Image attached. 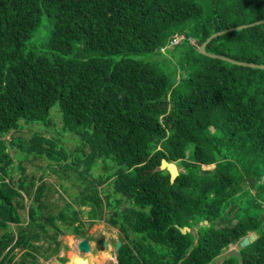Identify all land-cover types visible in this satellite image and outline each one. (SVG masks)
Wrapping results in <instances>:
<instances>
[{
	"label": "trees",
	"instance_id": "obj_1",
	"mask_svg": "<svg viewBox=\"0 0 264 264\" xmlns=\"http://www.w3.org/2000/svg\"><path fill=\"white\" fill-rule=\"evenodd\" d=\"M261 19L264 0H0V264H40L70 229L90 238L84 213L119 228L116 264H264V68L199 51ZM206 50L264 64V23ZM25 155L70 167L83 190L61 207L43 176H12Z\"/></svg>",
	"mask_w": 264,
	"mask_h": 264
},
{
	"label": "rangeland",
	"instance_id": "obj_2",
	"mask_svg": "<svg viewBox=\"0 0 264 264\" xmlns=\"http://www.w3.org/2000/svg\"><path fill=\"white\" fill-rule=\"evenodd\" d=\"M203 9H204L205 15H210L209 10L205 6H203ZM45 21L46 19H44V22ZM151 55H153L155 61H158V64L160 65H164L167 62V57L169 56V54L160 53L158 51L152 52ZM139 58L146 59L149 57L147 55H140ZM57 111H59L60 115L62 116V113L59 110V108L55 106L52 109L51 117L55 116L53 114ZM57 119H58V122L56 123V125L50 126L51 127L50 131H47L45 128H42L38 125V127H40V131L50 136L53 135L54 129H57V128L61 129L62 127V121L59 115H57ZM31 128H32L31 126L25 125V127L21 131L16 132V134L22 133L24 135H30ZM32 129H35V127ZM70 133L71 131L69 130L66 131V134L69 140L67 141L64 140V144L67 143L66 146L68 147V150L73 152L78 147L79 140H78V137L75 135V133H71V134ZM10 135L11 133L6 135L4 138L10 139ZM11 153L13 154L14 150H12ZM16 160H17L16 165L12 169V176L16 179H19L20 177H23L24 175L29 176L27 178H31V176L33 175H36V177H39L40 175L43 176L44 180L50 184L51 189H52L50 200H56L58 202V205H60L61 207L65 204L67 200L72 199L76 195H78L83 190L84 184L87 182V181H84L82 177H79L77 174H75L74 170L73 169L71 170L70 167H67L64 170L61 169V171H64L65 174L63 177L59 176V173L56 171H53L52 167L49 166L50 161L45 158L35 159L33 155H30V156L25 155L23 157L17 156ZM73 161L74 159H72V162ZM100 171L101 169L94 168L93 170H91L90 174H88V177L90 179H93L94 177H97L99 175L98 173ZM105 171L110 172V170H106V169ZM76 176H78L79 179H75L74 177ZM62 184L66 187V189L62 187ZM101 187H105L109 191V193H112L110 183L109 184L106 183L102 185ZM114 197L117 198L119 196L115 195ZM105 200L107 201L106 197H105ZM26 201L27 203H29L28 198H26ZM121 204L122 206H125L129 204V202L123 201ZM82 208L89 211L91 207L86 205V206H83ZM26 213L27 211H22L24 218L26 216ZM106 213H109V209H107ZM106 216H108V214ZM82 220L85 222V228L87 229V231L84 232L83 234H88L91 236L90 238L85 237V238H88L91 242V251L82 252L79 250L78 244L76 242H80L84 237L83 235L76 234V232H73L72 229H70L69 231L64 232L62 235L58 237L60 240L61 247L63 246L59 254L54 255L53 257L49 259H44L43 257H39L40 264H69L70 261L74 260L78 256L86 259L87 264H116L118 263L117 256L115 253V242H117V240L121 236L119 228L116 226H113L111 223H108L106 219H102V220L95 221V222H90V218L88 214L86 215V213L83 214ZM57 223L59 226H61L63 221L59 219ZM193 231L194 233L198 232L197 228H194ZM250 234L252 235V232ZM101 235H103L109 243L108 247L105 249H97V246H96L97 241L101 237ZM239 249H240L239 243L231 244L229 247L223 250L222 254L218 257L217 261L221 262L223 259L229 257L230 255H238ZM20 254L21 252H18V256H20Z\"/></svg>",
	"mask_w": 264,
	"mask_h": 264
},
{
	"label": "water",
	"instance_id": "obj_3",
	"mask_svg": "<svg viewBox=\"0 0 264 264\" xmlns=\"http://www.w3.org/2000/svg\"><path fill=\"white\" fill-rule=\"evenodd\" d=\"M261 23H264V19L258 20L256 22L248 23V24L238 25V26H235V27L228 28L226 30H222V31L216 32V33L212 34L202 45L199 46V51L201 53L207 55V56H210V57H213V58H220V59L228 60V61H231V62H233L235 64H239V65H243V66H249V67L251 66V67H257V68H264V64L239 61V60H236V59H233V58H230V57H226V56L221 55V54L211 53L208 50H206L208 43L213 38L217 37L218 35H221L223 33L229 32V31L246 28V27H249V26H254L256 24H261ZM159 168L163 169V170L166 169V170H168L170 172L171 181L172 182L175 181L176 177L179 174V167L176 164V162L168 161L165 158L162 159V163H161ZM204 223L207 224L208 220H205V221L201 222V224H204ZM190 229H191L190 227H184L183 228V232L186 233ZM254 238H255V234L254 233H252V235L249 234L247 236H244L242 238V240L240 241V246L241 247H245V246L249 245V243ZM122 244H123V242L120 239H118L117 242H116V245H115V253H116V255L118 254ZM108 245H109L108 241L105 239V237L103 235H101V237L98 239L97 244H96L97 249H105V248L108 247ZM78 248L82 252H90L91 251V242H90V240L88 238H83L80 241V243L78 244Z\"/></svg>",
	"mask_w": 264,
	"mask_h": 264
},
{
	"label": "clouds",
	"instance_id": "obj_4",
	"mask_svg": "<svg viewBox=\"0 0 264 264\" xmlns=\"http://www.w3.org/2000/svg\"><path fill=\"white\" fill-rule=\"evenodd\" d=\"M205 224V223H204ZM253 233V232H252ZM249 235V234H248ZM247 236V235H246ZM79 244L80 242H76ZM69 264H87L86 259L81 258V257H76L74 260L70 261Z\"/></svg>",
	"mask_w": 264,
	"mask_h": 264
}]
</instances>
